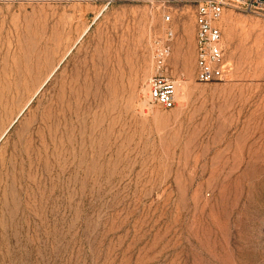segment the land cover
Masks as SVG:
<instances>
[{"label": "rangeland", "instance_id": "374dc122", "mask_svg": "<svg viewBox=\"0 0 264 264\" xmlns=\"http://www.w3.org/2000/svg\"><path fill=\"white\" fill-rule=\"evenodd\" d=\"M159 5L0 0V264H264V11L225 10L199 83L193 4Z\"/></svg>", "mask_w": 264, "mask_h": 264}, {"label": "built area", "instance_id": "2783aa9c", "mask_svg": "<svg viewBox=\"0 0 264 264\" xmlns=\"http://www.w3.org/2000/svg\"><path fill=\"white\" fill-rule=\"evenodd\" d=\"M170 4L176 1H189L194 13V79L199 83L222 81L227 71L223 37L219 26L226 9H239L247 13L264 11V0H127ZM169 21L170 15L164 14ZM174 30L167 28L156 41L153 51L155 74L147 81L148 102L164 107L175 104V86L163 71L171 52Z\"/></svg>", "mask_w": 264, "mask_h": 264}, {"label": "crops", "instance_id": "0c3cea01", "mask_svg": "<svg viewBox=\"0 0 264 264\" xmlns=\"http://www.w3.org/2000/svg\"><path fill=\"white\" fill-rule=\"evenodd\" d=\"M174 50H175V46H173V54H175ZM193 51H194V45H193V41H192V53H193Z\"/></svg>", "mask_w": 264, "mask_h": 264}]
</instances>
